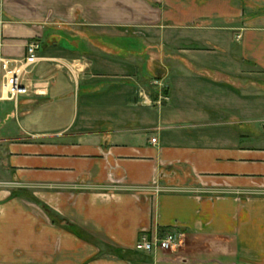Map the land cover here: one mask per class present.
Listing matches in <instances>:
<instances>
[{
    "label": "crops",
    "instance_id": "0c3cea01",
    "mask_svg": "<svg viewBox=\"0 0 264 264\" xmlns=\"http://www.w3.org/2000/svg\"><path fill=\"white\" fill-rule=\"evenodd\" d=\"M33 40L0 264H264V0H0V55Z\"/></svg>",
    "mask_w": 264,
    "mask_h": 264
},
{
    "label": "built area",
    "instance_id": "2783aa9c",
    "mask_svg": "<svg viewBox=\"0 0 264 264\" xmlns=\"http://www.w3.org/2000/svg\"><path fill=\"white\" fill-rule=\"evenodd\" d=\"M41 43L38 40L29 42L26 54L22 59H9L0 55V103L3 101H17L20 96L29 94L25 84L29 71L41 59L39 53ZM156 142V139H152ZM181 246V234L167 231L162 235L144 233L137 242V248L144 252L158 250H176Z\"/></svg>",
    "mask_w": 264,
    "mask_h": 264
},
{
    "label": "rangeland",
    "instance_id": "374dc122",
    "mask_svg": "<svg viewBox=\"0 0 264 264\" xmlns=\"http://www.w3.org/2000/svg\"><path fill=\"white\" fill-rule=\"evenodd\" d=\"M29 74V73H28ZM27 77H28V75H27ZM181 248V247H180ZM171 251H173V250H171Z\"/></svg>",
    "mask_w": 264,
    "mask_h": 264
}]
</instances>
